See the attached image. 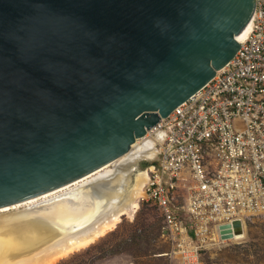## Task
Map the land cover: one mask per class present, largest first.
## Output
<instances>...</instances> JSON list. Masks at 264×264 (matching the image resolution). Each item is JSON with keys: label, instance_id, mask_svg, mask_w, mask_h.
<instances>
[{"label": "water", "instance_id": "95a60500", "mask_svg": "<svg viewBox=\"0 0 264 264\" xmlns=\"http://www.w3.org/2000/svg\"><path fill=\"white\" fill-rule=\"evenodd\" d=\"M254 7L0 0V207L128 154L229 63ZM233 229L242 232L240 221Z\"/></svg>", "mask_w": 264, "mask_h": 264}, {"label": "built area", "instance_id": "2783aa9c", "mask_svg": "<svg viewBox=\"0 0 264 264\" xmlns=\"http://www.w3.org/2000/svg\"><path fill=\"white\" fill-rule=\"evenodd\" d=\"M249 22L229 63L128 153H153L136 165H146L139 199L158 210L179 264H201L202 251L232 240L235 221L264 215V0Z\"/></svg>", "mask_w": 264, "mask_h": 264}, {"label": "bare ground", "instance_id": "6f19581e", "mask_svg": "<svg viewBox=\"0 0 264 264\" xmlns=\"http://www.w3.org/2000/svg\"><path fill=\"white\" fill-rule=\"evenodd\" d=\"M250 26L236 36L238 42ZM152 155L145 149L130 158L126 154L57 189L0 207V264H54L111 231L122 216L132 218L146 176L134 167ZM42 205L47 208L40 210ZM244 234L242 228L232 240Z\"/></svg>", "mask_w": 264, "mask_h": 264}, {"label": "rangeland", "instance_id": "374dc122", "mask_svg": "<svg viewBox=\"0 0 264 264\" xmlns=\"http://www.w3.org/2000/svg\"><path fill=\"white\" fill-rule=\"evenodd\" d=\"M138 201L132 218L122 216L111 231L54 264H179L170 254L158 210L149 201ZM243 226L242 238L202 251L201 264H264V215L251 217Z\"/></svg>", "mask_w": 264, "mask_h": 264}]
</instances>
